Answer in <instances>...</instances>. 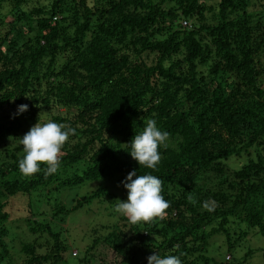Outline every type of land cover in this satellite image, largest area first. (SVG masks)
I'll list each match as a JSON object with an SVG mask.
<instances>
[{"label": "trees", "instance_id": "trees-1", "mask_svg": "<svg viewBox=\"0 0 264 264\" xmlns=\"http://www.w3.org/2000/svg\"><path fill=\"white\" fill-rule=\"evenodd\" d=\"M169 1L0 0V264L11 250L3 226L9 198L28 196L57 176L58 171L45 176L41 165L40 172L25 177L18 167L24 156L20 139L40 115L45 123L44 113L75 129L59 167L86 162L77 182L126 179L133 170L163 181L167 214L177 217L167 221L174 234L158 246L145 245L146 233L128 222L131 238L113 232L112 244L104 239L115 252L107 264H138L136 252L162 253L168 247L188 264H223L208 253L220 249L213 246L216 235L231 251V222L242 217L264 237V202L256 199L264 193V15L249 10L259 0L208 6L205 0H177L178 8H163ZM209 14L214 25L205 22ZM9 15L14 19L6 23ZM156 33L166 38L157 40ZM22 104L28 110L19 113ZM62 108L67 115L76 112L64 117L58 113ZM13 109L16 113H4ZM147 119L170 133L154 170L140 167L129 152ZM242 157L246 163L227 184L235 193L197 187L203 171ZM100 192L58 214L76 212ZM204 201H215L214 211L201 210ZM211 221L214 227L204 230ZM45 231L54 241L50 251L41 254L39 243L26 244L17 264L61 262L66 247L49 226ZM102 243L94 239L78 264H86Z\"/></svg>", "mask_w": 264, "mask_h": 264}, {"label": "rangeland", "instance_id": "rangeland-1", "mask_svg": "<svg viewBox=\"0 0 264 264\" xmlns=\"http://www.w3.org/2000/svg\"><path fill=\"white\" fill-rule=\"evenodd\" d=\"M218 1L205 0V3L208 6L214 5ZM168 7L178 8L177 0L169 1L163 6V8ZM249 10L259 13L258 17H261L264 15V1H257L255 6H251ZM207 17L208 19L205 17L206 21L204 20L207 22L206 24L214 25L211 15H207ZM13 19V16H7L6 23ZM154 38L163 41L166 36L156 33ZM151 59L152 57H149L147 62L150 63ZM260 76L263 79L262 87L264 89V73ZM4 111V113H16V109ZM75 112L76 109H73L67 115L64 108L58 111L61 116H68V118L72 117ZM261 116H264V114H261ZM42 118L45 123L49 121L47 113L42 114ZM116 145L123 147L125 143L116 142ZM250 155L253 159L256 157V153L253 151H251ZM85 163L83 161L72 167H59L57 176L44 187L37 189L28 196L9 198V205L5 209L9 214V218L3 223V226L8 230L5 240L11 250L9 259L5 264L22 262L24 258L22 249L26 244L39 243L41 247L38 251L41 254H46L50 251L54 241L47 235L45 225L59 235L58 240L66 247V250L61 254L62 258L59 264H78L77 260L79 258L85 255L88 256L85 250L96 238L101 239L103 243L91 252L86 264H99L101 261L107 264L114 258L115 252L107 246L104 239L112 244L111 233L113 232L121 234V236H123L122 234L127 235L125 239L133 236L129 231L128 221L122 220L121 218L124 216L114 211L117 199L127 201L128 191L122 183L126 179L121 176H115L95 182H77L83 171L87 169ZM245 163L246 158L242 157L231 158L223 165L222 163L212 165L209 169L202 172L196 185L197 187L209 186L213 191L227 190L229 193H235L234 189H228L227 184H233L235 180L233 173ZM99 189L101 192L97 198L88 202L83 208L70 214H58L61 208L70 210L77 199L92 195ZM262 192L256 197L260 203L264 202V193ZM201 210L205 209L202 208ZM173 213L167 214L164 219H158L151 224L140 223L136 225L142 234L146 233L143 240L145 245L158 246L161 241L169 239L174 234L176 230H173L167 224L169 219L177 220ZM26 218L35 221V223L28 225ZM242 218H237L231 222V251L229 253L226 251L227 244L224 237L216 235L218 238H215L214 242L217 244L213 246L220 249L214 251L216 258L211 253H208L209 257H213L218 262H223V264H242L240 262L244 260V264H264V237L259 234L256 228H249ZM212 227H214V224L211 221L205 226L204 230L209 231ZM29 228H33V234L29 233ZM174 252L175 249L168 247V249L164 248L162 253H157L164 256L176 255ZM154 253H156L155 249L136 252L134 254L135 262L148 264L147 258ZM246 254H248V257H246ZM180 259L182 264H188L186 259Z\"/></svg>", "mask_w": 264, "mask_h": 264}, {"label": "clouds", "instance_id": "clouds-1", "mask_svg": "<svg viewBox=\"0 0 264 264\" xmlns=\"http://www.w3.org/2000/svg\"><path fill=\"white\" fill-rule=\"evenodd\" d=\"M29 98V97H28ZM30 99V98H29ZM28 110L27 104L18 106V112ZM39 122L20 139L24 156L19 160V171L25 176H32L41 171V165H45V176L55 174L60 166L62 149L68 142L69 137L75 135V129L49 120L41 124ZM145 127L139 134L136 133L130 146L131 157L136 160L140 167L156 169L161 161L160 147H168L167 141L170 133L161 131L157 127L155 119L144 121ZM135 177V178H134ZM128 191L127 201L117 199L114 211L127 218L132 225L140 223L151 224L156 220H162L167 215L170 202L162 194L163 181L152 175H137V171L130 172L122 182ZM192 201V197L189 196ZM215 201H204L203 208L214 211ZM148 264H182L176 255L161 256L157 252L150 255Z\"/></svg>", "mask_w": 264, "mask_h": 264}, {"label": "built area", "instance_id": "built-area-1", "mask_svg": "<svg viewBox=\"0 0 264 264\" xmlns=\"http://www.w3.org/2000/svg\"><path fill=\"white\" fill-rule=\"evenodd\" d=\"M181 24H182V26H184V27L190 25V24H187L186 22H182Z\"/></svg>", "mask_w": 264, "mask_h": 264}]
</instances>
